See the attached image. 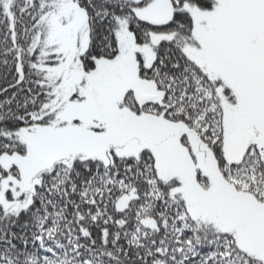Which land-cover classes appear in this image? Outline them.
Returning a JSON list of instances; mask_svg holds the SVG:
<instances>
[{"label":"snow or ice","instance_id":"snow-or-ice-1","mask_svg":"<svg viewBox=\"0 0 264 264\" xmlns=\"http://www.w3.org/2000/svg\"><path fill=\"white\" fill-rule=\"evenodd\" d=\"M0 264H264V0H0Z\"/></svg>","mask_w":264,"mask_h":264}]
</instances>
